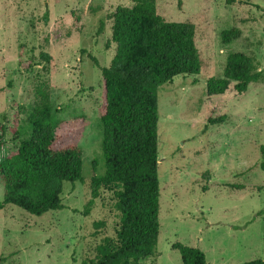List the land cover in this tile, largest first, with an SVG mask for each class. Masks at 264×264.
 Masks as SVG:
<instances>
[{"label": "rangeland", "instance_id": "rangeland-1", "mask_svg": "<svg viewBox=\"0 0 264 264\" xmlns=\"http://www.w3.org/2000/svg\"><path fill=\"white\" fill-rule=\"evenodd\" d=\"M131 4L0 0V160L26 137L25 119L42 90L59 130L76 126L71 140L82 151L83 178L63 183L60 210L39 217L13 205L0 210V264H81L114 236L119 219L111 191L100 189L89 214L83 211L91 178L104 173L100 68L115 54L113 44L106 48L107 15ZM156 12L165 22L194 26L200 72L157 89L158 256L143 264H181L174 243L199 249L206 264L264 261V0H156ZM232 28L240 38L224 44L221 34ZM232 52L255 57L263 79L244 94L231 83L224 95L209 97L206 80L222 77ZM210 115L224 120L207 125Z\"/></svg>", "mask_w": 264, "mask_h": 264}, {"label": "trees", "instance_id": "trees-1", "mask_svg": "<svg viewBox=\"0 0 264 264\" xmlns=\"http://www.w3.org/2000/svg\"><path fill=\"white\" fill-rule=\"evenodd\" d=\"M131 3L117 6L107 15L111 34L106 48L113 44L115 54L108 67L100 68L104 173L91 178V199L83 211L84 216L89 214L100 189L109 190L115 198L119 224L114 236L103 238L95 247L94 257L81 264H143L158 256L157 89L177 76H197L200 72L194 26L163 21L156 12V0ZM102 27L103 24L100 30ZM240 36V30L232 28L222 32L221 40L228 44ZM41 57L49 60L46 54ZM92 61L98 66L95 58ZM262 79L255 57L232 52L226 57L222 77L206 80V93L209 97L222 96L234 83V91L241 95L250 84ZM38 95L39 100L25 119L26 137L15 151L0 160V210L13 205L37 217L62 209L63 183L83 179L82 151L71 140L76 126L59 130L60 122H54L49 96L42 90ZM223 120V116L210 115L206 124H220ZM11 132L14 140L19 139V132ZM259 168L264 171L263 149ZM171 248L178 252L181 264H206L205 254L199 249L180 243Z\"/></svg>", "mask_w": 264, "mask_h": 264}]
</instances>
